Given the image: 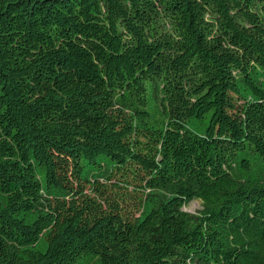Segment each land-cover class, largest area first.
Here are the masks:
<instances>
[{
  "label": "trees",
  "instance_id": "trees-1",
  "mask_svg": "<svg viewBox=\"0 0 264 264\" xmlns=\"http://www.w3.org/2000/svg\"><path fill=\"white\" fill-rule=\"evenodd\" d=\"M0 264H264V0H0Z\"/></svg>",
  "mask_w": 264,
  "mask_h": 264
},
{
  "label": "rangeland",
  "instance_id": "rangeland-1",
  "mask_svg": "<svg viewBox=\"0 0 264 264\" xmlns=\"http://www.w3.org/2000/svg\"><path fill=\"white\" fill-rule=\"evenodd\" d=\"M200 208H201V201L194 200L188 205H186L184 209L188 212L196 213Z\"/></svg>",
  "mask_w": 264,
  "mask_h": 264
}]
</instances>
